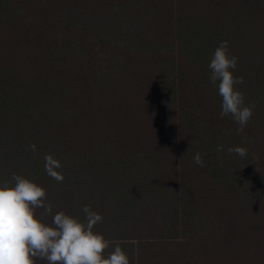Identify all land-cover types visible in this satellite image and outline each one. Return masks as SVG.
<instances>
[{
    "label": "trees",
    "instance_id": "1",
    "mask_svg": "<svg viewBox=\"0 0 264 264\" xmlns=\"http://www.w3.org/2000/svg\"><path fill=\"white\" fill-rule=\"evenodd\" d=\"M221 40L252 107L241 132L208 79ZM13 174L53 212L90 205L105 254L120 244L130 264H264V0H0V181Z\"/></svg>",
    "mask_w": 264,
    "mask_h": 264
},
{
    "label": "clouds",
    "instance_id": "2",
    "mask_svg": "<svg viewBox=\"0 0 264 264\" xmlns=\"http://www.w3.org/2000/svg\"><path fill=\"white\" fill-rule=\"evenodd\" d=\"M236 66L237 57L230 53L228 41H219L207 64L208 79L220 97L221 118L230 116L239 125L237 132H241L253 112L236 87L243 82L242 77L234 75ZM30 147L35 151L34 145ZM217 151H223V145H218ZM227 151L244 157L247 148L236 145ZM50 159L51 154L45 156V171L61 181L62 174L48 167ZM193 160L199 166L204 164L198 152ZM45 199V190L24 176L13 174L10 181H0V264H36L38 258L47 264H130L120 244L105 254L110 241L94 231L103 218L90 205L82 207L84 216L80 219L63 210L53 212L52 204ZM37 208H43V215L51 216V221L37 215Z\"/></svg>",
    "mask_w": 264,
    "mask_h": 264
}]
</instances>
